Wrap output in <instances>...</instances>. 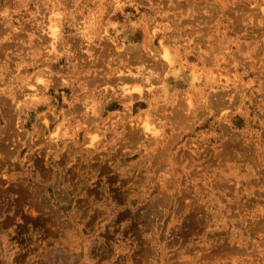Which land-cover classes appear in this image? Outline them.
Masks as SVG:
<instances>
[{
    "label": "rangeland",
    "instance_id": "1",
    "mask_svg": "<svg viewBox=\"0 0 264 264\" xmlns=\"http://www.w3.org/2000/svg\"><path fill=\"white\" fill-rule=\"evenodd\" d=\"M118 1L0 0V264H264V0Z\"/></svg>",
    "mask_w": 264,
    "mask_h": 264
},
{
    "label": "bare ground",
    "instance_id": "2",
    "mask_svg": "<svg viewBox=\"0 0 264 264\" xmlns=\"http://www.w3.org/2000/svg\"><path fill=\"white\" fill-rule=\"evenodd\" d=\"M118 1V0H117ZM120 1V0H119ZM118 1V2H119ZM114 3V2H113ZM178 3V2H177ZM113 6V5H112ZM179 6V5H178ZM116 7V6H115ZM148 31V30H147ZM150 31V30H149ZM152 32V31H151ZM151 37V36H150ZM150 39V38H149ZM151 40V39H150ZM157 67V66H156ZM215 101H216V99H215ZM217 101H218V99H217ZM218 104V103H217ZM229 136V135H228ZM230 137V136H229ZM222 161V160H221Z\"/></svg>",
    "mask_w": 264,
    "mask_h": 264
}]
</instances>
